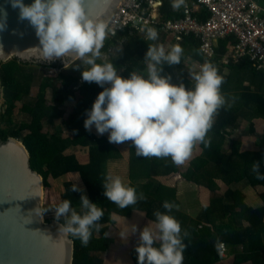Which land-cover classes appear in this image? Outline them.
<instances>
[{"label": "trees", "instance_id": "16d2710c", "mask_svg": "<svg viewBox=\"0 0 264 264\" xmlns=\"http://www.w3.org/2000/svg\"><path fill=\"white\" fill-rule=\"evenodd\" d=\"M155 1L162 4L163 22L181 18L183 7L173 10L171 0ZM189 1L192 0H186V4ZM207 18V15L203 16V19ZM161 37L162 33L158 32V38ZM167 37L170 43L175 44L174 37ZM236 43L235 38L222 41L219 56L211 61L223 80L226 78L219 61ZM149 44L155 42L133 37L123 51L111 56L107 62L113 63L118 74L125 78L133 71L144 72L147 69L144 58ZM113 45L114 42L104 41L98 63L105 62L103 57ZM180 45L184 50L181 63L164 65L163 74L170 75L172 82L174 72L185 69L183 63L188 57L205 62L200 43L195 37L185 38ZM29 65L31 64L17 59L7 63L0 62V79L6 107L5 112L0 115V135L4 142L14 138L27 148L32 169L44 179L45 207L53 208L54 204L67 199L79 212L80 196L87 195L90 201L103 209L100 229L93 230L87 246L71 237L75 243L74 264H132L136 260L134 253L125 261L124 257L119 256L128 245H124L122 238L117 239L112 235L115 225L119 220H130L129 225L138 226L137 233L126 239V242L136 247L139 243V231L149 223H154V212L166 211L162 206L165 201L175 205L170 215L180 222L182 232H188L183 264H264V206L257 210L248 207L244 203V195L231 188L243 182L254 188H264V180L257 179L252 172L253 163L260 162L261 174H264L263 72L257 71L247 62L230 66L232 76L227 78L228 82L233 81V75L244 76L243 79H237L232 91L233 99L229 97L236 103L232 104L226 98L228 103L218 110L213 118V127L207 134L206 139L210 140V144L205 147L198 143L194 146L191 157L183 165L177 166L171 158L138 157L133 145L124 150L123 147L109 143L105 134L98 135L94 127L91 131L84 128L86 110L91 109L98 93L103 90L96 83L80 84L81 73L76 75L64 71L59 65L37 64L44 69L41 75L28 71L26 67ZM244 82H248L249 87L244 88ZM183 83L186 87L192 86L188 80ZM35 85L39 92L32 98ZM230 85L228 83L224 86L222 83L221 92L227 94ZM48 91L52 93L51 100L47 99ZM67 103L76 105L67 106ZM240 103L247 104L249 108L246 115V119L251 118L248 130L242 128L244 118L239 112ZM235 106L237 107L234 108ZM19 114L27 115L30 122L14 127L13 118ZM59 120L70 131L69 137H64L61 130H56L55 133L45 132L46 125L51 127ZM237 131L240 132V137L231 140V145L226 147L229 137H233ZM73 148L87 149V152L75 154ZM126 157L130 163L131 186L138 195L142 193L145 199L122 209L103 195V183L108 174V164ZM184 168H187L184 179L198 187V197L202 203L201 214L187 223L177 211L179 201L176 190L157 180L180 174ZM50 179L55 187L51 185ZM73 184H83L86 193L72 191ZM260 197L264 204V192ZM47 222L51 223L52 220L48 219ZM59 222L63 223V218ZM182 222L186 225L183 226ZM245 223H248V227L244 226ZM96 233L101 234V238H96ZM218 244L228 248L226 258L221 257ZM101 254L105 256V262L100 260Z\"/></svg>", "mask_w": 264, "mask_h": 264}, {"label": "clouds", "instance_id": "9594fccd", "mask_svg": "<svg viewBox=\"0 0 264 264\" xmlns=\"http://www.w3.org/2000/svg\"><path fill=\"white\" fill-rule=\"evenodd\" d=\"M8 2L13 9H18L19 20L29 22L38 38L39 44L26 51L40 62L64 58L72 65L80 61L82 80L94 82L103 89L91 109L86 110V130L94 127L98 135L107 133L109 143L131 141L138 157L171 158L177 166L191 157L195 145L207 147L210 144L206 137L213 127V118L228 103L221 92L223 77L212 62L205 61L199 71L189 73L194 81L192 86L186 87L183 82L174 84L170 75L163 74L164 65L181 63L182 46L174 44L166 49L163 44H149L144 58L146 74L133 71L125 78L118 74L113 63L97 62L112 29L107 21L90 17L83 0ZM183 6L186 0H171L173 10ZM6 16L4 12L0 31L6 27ZM146 39L158 40L157 30L148 27ZM252 172L257 179L264 180L260 162L253 163ZM103 188L107 200L122 209L145 199L118 175L107 174ZM72 191L82 190L73 184ZM162 206L166 211H155L154 223L139 231V243L135 247L137 264H183L188 232H182L180 222L170 215L175 205L165 201ZM50 210H54L57 221L63 218L58 229L61 236L75 237L83 246L89 243L93 230L99 231V221L104 215L103 209L87 195L80 196L79 212L67 199L54 209L38 207L35 212L43 216ZM137 231V225H128L120 236L127 239ZM222 247L218 244V250Z\"/></svg>", "mask_w": 264, "mask_h": 264}, {"label": "water", "instance_id": "95a60500", "mask_svg": "<svg viewBox=\"0 0 264 264\" xmlns=\"http://www.w3.org/2000/svg\"><path fill=\"white\" fill-rule=\"evenodd\" d=\"M31 2L24 0L25 4ZM122 2L83 0V6L90 17L109 22ZM0 10V19L7 13L6 27L0 31V62L17 59L28 64L71 66L64 58L53 62L35 59L26 51L39 44L34 28L27 20H19L18 9L8 0H0ZM1 92L0 79V96ZM44 199V179L32 169L25 145L14 138L4 142L0 135V264H74L75 243L71 237L61 236L60 222L48 223L44 214L35 212L38 207L43 209Z\"/></svg>", "mask_w": 264, "mask_h": 264}, {"label": "built area", "instance_id": "2783aa9c", "mask_svg": "<svg viewBox=\"0 0 264 264\" xmlns=\"http://www.w3.org/2000/svg\"><path fill=\"white\" fill-rule=\"evenodd\" d=\"M161 8L155 0H123L108 22L112 31L105 40L114 45L103 60L123 51L133 37L147 40L146 29L152 27L174 37L178 44L195 37L203 58L210 62L217 57L222 41L235 38L229 59L237 64L251 63L264 73V4L260 0H195L183 6L181 18L166 22ZM204 15L208 18L203 19Z\"/></svg>", "mask_w": 264, "mask_h": 264}, {"label": "rangeland", "instance_id": "374dc122", "mask_svg": "<svg viewBox=\"0 0 264 264\" xmlns=\"http://www.w3.org/2000/svg\"><path fill=\"white\" fill-rule=\"evenodd\" d=\"M166 49H167V47H166ZM12 60H14V59H12ZM184 62L185 63H183V66H184L185 69L183 71L182 70H176V71H178V72L182 71L184 73L186 71H188V72L199 71L200 66H198V65H194L193 66L191 60L189 61V60L186 59ZM77 65H80V67H77ZM26 69L28 71H32V72H35V73L37 72L38 75H41L42 73H44V69L39 68L37 64H31V65H29V67H26ZM63 69H64V71H67V72H70V73H73V74L77 75V74H80L82 72L83 67H82L81 62L77 61L76 63H74L70 67L63 68ZM146 71H147V69H146ZM58 72H56V74ZM137 73H144V72H137ZM179 73H181V72H179ZM145 74H146V72H145ZM186 75H187V78H188L189 74H186ZM182 78H184V77L182 76L179 80H181ZM238 78L239 79H243L244 76L239 74ZM191 84L193 85L194 81H192ZM38 92H39L38 87L35 85L33 90H32L31 97L32 98L36 97ZM51 98H52V93H51V91H48L47 92V99L51 100ZM75 105H76L75 103H67V106H75ZM5 109H6L5 100L3 98V91H2L1 92V96H0V115H2L5 112ZM13 119H14V127H19L21 124H25V123L30 122L29 117L27 115H25V114H19V115L15 116ZM245 120H246V118H244V121ZM242 128H243V130L247 129L248 128V122L247 123L243 122ZM56 130H61L64 137H69L71 135L70 131L63 124L62 120L56 121L54 123V125L51 126V127H49L48 125L45 126V132L49 131L51 133H55ZM237 133H239V132H237ZM239 135L240 134H236L235 136H233V138H237ZM105 136L108 137V134L105 133ZM229 138H231V137H229ZM230 141H231V139L227 143L226 147H229L231 145ZM112 144L114 146H116V147H123L124 150L127 149L126 147L132 145L131 141H127V142H124L122 144H114V143H112ZM73 152L75 154H85L87 152V149L73 148ZM107 167H108V174L110 173L112 175H118V176L121 177V179L126 184H128L130 186L132 185L131 180H130V176H129L130 175L129 174L130 173V163H129L127 157L123 158L121 160H118V161H111L108 164ZM185 171H186L185 169H182L181 173H184ZM181 173L180 174H174L171 177H160L157 180H159L163 184L168 185V186H170V187H172V188H174L176 190V195H177V198L179 200V206L177 207V211L179 212V214L182 215L183 218H185V222L187 223L191 219H196L197 216H199L201 214L202 203H201V201H200V199L198 197V194H199L198 187L195 186V185H192L190 183H187L184 180H182V178L180 176ZM50 183H51L52 186L55 187V184H53V180L52 179H50ZM78 187L84 193H86V188H85V186L83 184H79ZM238 188H240L241 190H244L247 187L241 185ZM222 190L224 191L225 189H222ZM258 192H259L258 190H254L255 197H259V194H256ZM258 199L260 200V202H262L260 197ZM56 201H57V199H56ZM54 205L56 206L58 204L56 203ZM55 206L52 209H54ZM44 208H47V207L44 206L43 209ZM47 212L44 213V219L46 221L48 219H51L52 221H57L56 218L54 217L55 216L54 210H50L49 211L50 213H47ZM186 223L182 222V225L184 226V225H186ZM129 224H130V220H122V222H121V220H119L117 225H115V227H114V232H113L112 235L114 237H116L117 239L121 238L120 232L125 230ZM135 234H131L130 236L133 237ZM95 237L96 238H101V234L96 233ZM122 240L124 242V245L127 243L128 246L125 248V252L119 253V256L124 257V261H125L126 259H130L131 258L130 257L131 253L132 254L134 253V258L136 257V260H137L136 252H135V250H133L135 248L134 245L132 243H130V242H126V239H122ZM138 242H139V238H138ZM227 252H228V248L223 245V247L221 248V252H220L221 257L222 258H226ZM99 258H100L101 261H104L105 256L101 254L99 256ZM136 260H133L132 264H136ZM112 261H113V263H116L114 260H112ZM129 264H131V262H129Z\"/></svg>", "mask_w": 264, "mask_h": 264}, {"label": "crops", "instance_id": "0c3cea01", "mask_svg": "<svg viewBox=\"0 0 264 264\" xmlns=\"http://www.w3.org/2000/svg\"><path fill=\"white\" fill-rule=\"evenodd\" d=\"M261 1V3L262 4H264V0H260ZM190 2H193V0L192 1H189L188 3H190ZM187 3V4H188ZM168 39V37L166 36V35H164V34H162V37L161 38H158V40H156V41H154L155 42V44H163L164 46H165V48L167 47V48H169L170 46H172V45H174V44H172V43H170V41H168L167 40ZM175 44H177L176 42H175ZM221 44V43H220ZM220 44H219V47H218V49H217V57L219 56V54H218V50L220 49ZM233 49V48H232ZM232 49L231 50H228L227 52H226V54H223L222 56H221V59H220V61H219V65L223 68V76L226 78V79H224L223 80V83H224V86L225 85H227L228 83H230L231 85L228 87L229 88V92L227 93V94H225V93H222L226 98H228L230 101H231V99H233V97H234V95H232V91H233V89L236 87V85L235 84H237V82H238V75H233V81H231V82H228L227 81V78H230L231 76H232V72H231V70H230V66H238L239 64H237V63H235L232 59H229V53L232 51ZM187 60H191L192 61V64H193V66L194 65H198V66H201L203 63H204V61L203 62H199V61H197V60H195V59H193V58H191V57H188L187 58ZM205 60V59H204ZM206 61V60H205ZM185 63V62H184ZM183 71V70H182ZM182 71H179V72H181V73H179L178 71H175L174 72V80H173V82L172 83H174V84H179V83H181V82H183L184 80H188L189 82H192L191 80H190V76L188 75V78H187V75L186 74H189L190 72H188V71H186L185 73L184 72H182ZM146 71H144V73H145ZM184 77V78H182L181 80H179L181 77ZM244 88H247V87H249V83L248 82H244ZM245 93V92H244ZM231 99H230V98ZM236 99V98H235ZM230 103H232V104H235L236 102L234 101V102H230ZM240 106H241V110L239 111L240 112V114H241V116L243 117V118H246V115H247V113L249 112V108H248V106H247V104H242V103H240ZM237 106H235L234 108H236ZM236 110V109H235ZM250 120H251V118L250 119H246L245 121H244V119H243V121H242V124H243V122H248V128L247 129H245V130H248L249 129V126H250ZM238 132V131H237ZM234 133L235 135L236 134H240V132L239 133ZM234 135V136H235ZM240 137V135L237 137V138H233V137H231V138H229V140L231 139V140H237L238 138ZM229 142V141H228ZM188 168V167H187ZM187 168H184L185 170H187ZM185 173H186V171L184 172V173H181V178H182V180H184L185 182H187L185 179H183L184 178V175H185ZM171 177V176H170ZM159 181V180H158ZM160 182V181H159ZM160 183H162V182H160ZM188 183V182H187ZM163 184V183H162ZM164 186H166V187H169V188H172V187H170V186H168V185H165V184H163ZM241 185H243V186H245V187H247V188H245L244 190H241L240 188H238L239 186H241ZM234 191H239V192H241L243 195H244V197H245V201H244V203L248 206V207H250V208H253V209H260V208H262L263 206H264V204H263V202H260V200L258 199L259 197H260V195L264 192V188L263 187H256V188H254V187H252V186H250V185H248L247 183H245V182H243V183H239V184H235V185H233L232 187H231ZM258 190L259 192L258 193H256V194H259V197H255V195H254V190ZM178 199V198H177ZM260 199H261V197H260ZM179 201V200H178ZM262 201V200H261ZM178 206H179V204H178ZM198 217V216H197ZM245 227H248V223H245V225H244Z\"/></svg>", "mask_w": 264, "mask_h": 264}]
</instances>
